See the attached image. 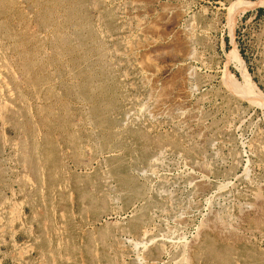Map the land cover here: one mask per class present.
<instances>
[{"label": "rangeland", "instance_id": "obj_1", "mask_svg": "<svg viewBox=\"0 0 264 264\" xmlns=\"http://www.w3.org/2000/svg\"><path fill=\"white\" fill-rule=\"evenodd\" d=\"M256 1L0 0V264H264Z\"/></svg>", "mask_w": 264, "mask_h": 264}, {"label": "crops", "instance_id": "obj_2", "mask_svg": "<svg viewBox=\"0 0 264 264\" xmlns=\"http://www.w3.org/2000/svg\"><path fill=\"white\" fill-rule=\"evenodd\" d=\"M1 173V172H0ZM1 180V179H0ZM11 204V201L9 198L5 197L4 189L0 187V205H8ZM13 204V202H12ZM10 221L6 222V225L4 226V217H0V239L2 241V246L0 252L7 253L8 251L4 250V243L6 238H13L14 234L10 236V230L11 226L9 225Z\"/></svg>", "mask_w": 264, "mask_h": 264}, {"label": "bare ground", "instance_id": "obj_3", "mask_svg": "<svg viewBox=\"0 0 264 264\" xmlns=\"http://www.w3.org/2000/svg\"><path fill=\"white\" fill-rule=\"evenodd\" d=\"M264 2V0H257L255 3H254V5H256V4H261V3H263ZM143 27V26H142ZM139 28V27H138Z\"/></svg>", "mask_w": 264, "mask_h": 264}]
</instances>
